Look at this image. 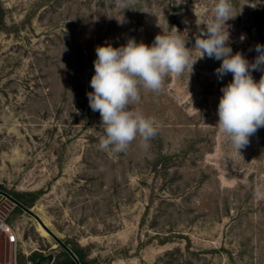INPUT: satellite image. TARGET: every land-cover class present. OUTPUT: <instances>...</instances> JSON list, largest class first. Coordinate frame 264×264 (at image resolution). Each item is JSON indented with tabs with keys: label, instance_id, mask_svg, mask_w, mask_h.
Wrapping results in <instances>:
<instances>
[{
	"label": "rangeland",
	"instance_id": "1",
	"mask_svg": "<svg viewBox=\"0 0 264 264\" xmlns=\"http://www.w3.org/2000/svg\"><path fill=\"white\" fill-rule=\"evenodd\" d=\"M261 2L232 0L227 22L233 53L250 62L264 44ZM0 3V190L32 200L90 264H264V128L240 153L219 129L232 80L218 79L221 61L205 56L190 76L166 75L161 91L140 89L131 108L158 130L147 149L137 137L125 152L100 150L104 126L89 107L97 46H151L176 28L192 48L215 0H132L125 10L116 0ZM16 206L0 196V225L11 227H0V264L65 252Z\"/></svg>",
	"mask_w": 264,
	"mask_h": 264
},
{
	"label": "clouds",
	"instance_id": "2",
	"mask_svg": "<svg viewBox=\"0 0 264 264\" xmlns=\"http://www.w3.org/2000/svg\"><path fill=\"white\" fill-rule=\"evenodd\" d=\"M116 2L125 10L132 0ZM211 11L212 19L196 36L192 48L186 47L176 28L172 33L157 34L151 46L129 38L119 47H96L95 71L90 80L93 91L87 96L89 107L100 113L104 126L100 150L125 152L137 137L142 148L150 147L158 134L156 121L131 108L140 100V89L161 91L166 75L179 76L190 68V76L193 66L205 56L221 61L215 70L218 79L232 74L231 82L221 88L217 125L234 149L240 153L249 145L250 137L264 128V44L255 46L257 55L251 62L242 52L233 53L227 24L237 16L232 0H215ZM244 39L241 35L240 40ZM191 49L199 50L200 55L193 59ZM253 71L261 72L258 82Z\"/></svg>",
	"mask_w": 264,
	"mask_h": 264
},
{
	"label": "water",
	"instance_id": "3",
	"mask_svg": "<svg viewBox=\"0 0 264 264\" xmlns=\"http://www.w3.org/2000/svg\"><path fill=\"white\" fill-rule=\"evenodd\" d=\"M4 195L7 198H9L15 205L19 206L32 216H34L38 222L41 224V226L47 231V233L54 238V240L65 250L75 261L77 264H81L79 258L75 254V252L72 250L69 244H67L62 238H60L51 228L47 226V224L43 221V219L35 213L30 207L24 205L22 202L17 200L15 197H13L11 194L4 192L0 190V196ZM56 255L54 252H49L47 254H36L32 258V264H52L55 261Z\"/></svg>",
	"mask_w": 264,
	"mask_h": 264
},
{
	"label": "trees",
	"instance_id": "4",
	"mask_svg": "<svg viewBox=\"0 0 264 264\" xmlns=\"http://www.w3.org/2000/svg\"><path fill=\"white\" fill-rule=\"evenodd\" d=\"M262 4L259 6V8L256 10V15L258 16L259 14H261V19H264V15L262 13L263 10V4H264V0H262L261 2ZM5 25V13H4V8L2 6V4L0 3V31L3 30ZM13 197H15L17 200H19L20 202H22L24 205L31 207L33 202L32 200H28L27 198L24 197V195L22 194H14L12 195ZM16 209L21 210V208L19 206H16ZM67 244H69L66 241ZM70 245V244H69ZM70 247L72 248V250L75 252V254L77 255V257L79 258L81 264H90V262L86 259L84 252L82 250L81 247L77 246V245H70ZM52 264H77L76 261L65 251L63 254L56 256L55 261Z\"/></svg>",
	"mask_w": 264,
	"mask_h": 264
},
{
	"label": "built area",
	"instance_id": "5",
	"mask_svg": "<svg viewBox=\"0 0 264 264\" xmlns=\"http://www.w3.org/2000/svg\"><path fill=\"white\" fill-rule=\"evenodd\" d=\"M0 227L5 231L10 233L11 232V227L8 226L6 223L2 222ZM28 264H32V261H29Z\"/></svg>",
	"mask_w": 264,
	"mask_h": 264
},
{
	"label": "bare ground",
	"instance_id": "6",
	"mask_svg": "<svg viewBox=\"0 0 264 264\" xmlns=\"http://www.w3.org/2000/svg\"><path fill=\"white\" fill-rule=\"evenodd\" d=\"M43 228V227H42ZM44 229V228H43ZM45 230V229H44ZM46 231V230H45ZM47 232V231H46Z\"/></svg>",
	"mask_w": 264,
	"mask_h": 264
}]
</instances>
